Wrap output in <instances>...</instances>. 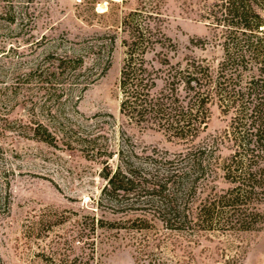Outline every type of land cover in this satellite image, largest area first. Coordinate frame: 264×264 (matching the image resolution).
Listing matches in <instances>:
<instances>
[{"label": "rangeland", "instance_id": "1", "mask_svg": "<svg viewBox=\"0 0 264 264\" xmlns=\"http://www.w3.org/2000/svg\"><path fill=\"white\" fill-rule=\"evenodd\" d=\"M202 3L0 0V264H148L135 246L166 231L158 222L129 228L136 212L102 194L104 175L118 168L163 182L198 161L196 198L229 186L220 169L233 148L229 115L216 103L185 138L120 113L124 17L139 11L141 24L159 27L176 48L172 63L195 58L215 70L222 50ZM251 203L264 215V198ZM263 217L247 230L200 232L180 255L191 264H264Z\"/></svg>", "mask_w": 264, "mask_h": 264}, {"label": "trees", "instance_id": "2", "mask_svg": "<svg viewBox=\"0 0 264 264\" xmlns=\"http://www.w3.org/2000/svg\"><path fill=\"white\" fill-rule=\"evenodd\" d=\"M201 7L222 50L215 70L195 58L172 63L168 53L176 48L171 39L150 21L141 24L139 11L123 20L129 39L123 41L120 113L136 124L185 138L197 134L209 105L216 103L229 115L224 135L233 147L220 163L229 186L198 198L196 176L191 177L202 171L198 161L192 173L176 172L163 182L120 168L104 175L102 194L118 209L124 206L137 214L129 220L138 224L129 228L148 230L149 222H158L166 231L135 246L134 252L151 256L148 264H191L180 250L183 242L194 237L197 242L200 232L247 230L263 222V212L250 204L264 198V0H203ZM148 53L153 54L149 60ZM159 80L162 87L157 89Z\"/></svg>", "mask_w": 264, "mask_h": 264}]
</instances>
